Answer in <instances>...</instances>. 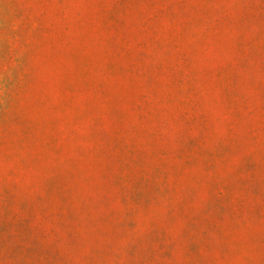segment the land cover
<instances>
[{
  "label": "rangeland",
  "instance_id": "1",
  "mask_svg": "<svg viewBox=\"0 0 264 264\" xmlns=\"http://www.w3.org/2000/svg\"><path fill=\"white\" fill-rule=\"evenodd\" d=\"M0 264H264V0H0Z\"/></svg>",
  "mask_w": 264,
  "mask_h": 264
}]
</instances>
